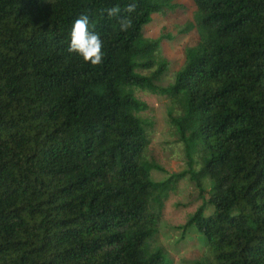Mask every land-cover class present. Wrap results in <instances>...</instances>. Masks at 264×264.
Masks as SVG:
<instances>
[{
  "label": "trees",
  "instance_id": "1",
  "mask_svg": "<svg viewBox=\"0 0 264 264\" xmlns=\"http://www.w3.org/2000/svg\"><path fill=\"white\" fill-rule=\"evenodd\" d=\"M193 1L182 31L198 41L161 86L169 61L144 30L176 0H0V264H170L154 240L172 181L188 175L203 194L212 182L185 224L207 249L191 263L264 264V0ZM117 5L127 31L106 13ZM82 14L103 41L98 66L67 51ZM135 88L171 99L198 170L190 159L153 179Z\"/></svg>",
  "mask_w": 264,
  "mask_h": 264
},
{
  "label": "rangeland",
  "instance_id": "2",
  "mask_svg": "<svg viewBox=\"0 0 264 264\" xmlns=\"http://www.w3.org/2000/svg\"><path fill=\"white\" fill-rule=\"evenodd\" d=\"M179 7L165 13H156L144 30V37L161 41V54L169 61V70L159 84L168 86L175 80L176 73L185 63L187 46L198 41L195 32L182 31L194 22L197 7L193 0H176ZM166 35V36H165ZM149 74L148 71H143ZM135 96L146 102L148 108L140 112L147 125L151 143L145 151L146 158L155 162L161 169L153 170V179L164 181L174 174L187 171L188 161L192 159L193 169L202 165V156L198 149H189L180 138L171 118L178 115V109L171 99L159 92L135 88ZM172 189L164 202L159 232L155 245L164 248L170 264H192L191 261L204 259L206 245L203 235L196 226L185 228L190 217L209 197L212 182L203 180L205 194L188 175L178 181H172ZM213 208L207 205V212Z\"/></svg>",
  "mask_w": 264,
  "mask_h": 264
},
{
  "label": "clouds",
  "instance_id": "3",
  "mask_svg": "<svg viewBox=\"0 0 264 264\" xmlns=\"http://www.w3.org/2000/svg\"><path fill=\"white\" fill-rule=\"evenodd\" d=\"M136 10V4L130 3L125 11L133 13ZM121 9L117 5L106 9L108 17H119L121 31H127L132 27L130 17H120ZM94 25L91 24L89 15L82 14L75 21L70 33V44L67 48L69 53H75L81 56L86 63L98 66L103 63V41L101 36L93 31Z\"/></svg>",
  "mask_w": 264,
  "mask_h": 264
}]
</instances>
